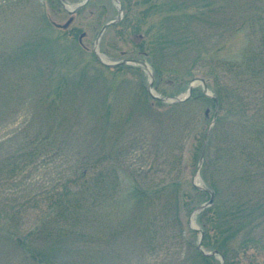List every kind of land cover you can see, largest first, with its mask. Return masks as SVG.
<instances>
[{"label": "trees", "instance_id": "trees-1", "mask_svg": "<svg viewBox=\"0 0 264 264\" xmlns=\"http://www.w3.org/2000/svg\"><path fill=\"white\" fill-rule=\"evenodd\" d=\"M159 1L161 4L147 0V7L156 11L161 6L167 8L165 26L169 28L157 38V49L161 60L170 51L171 62L162 66L159 59L158 64L154 62V54L148 53L156 67L157 89L171 94L161 88L165 72L172 74L167 82H176L179 91L201 75L215 91L218 106L203 90L194 91L184 103L167 105L154 99L149 86L139 77L121 81L105 77L103 64L98 69L102 76L93 84L88 76L94 69L83 66V70L65 77L54 87L48 71H54L55 65L57 69L55 53L62 49L60 31L66 33V29L57 27L47 12L41 15L42 35L37 28L30 30L26 33L27 43L11 55L0 52V75L9 66L5 72L11 68L15 78L9 80V90L4 95L8 97L0 101L8 104L19 90L35 86L43 92L37 106L42 105L38 109L45 113L42 119L35 116L25 129L17 131L27 148L10 157L9 164L0 163V182L24 171L45 153L62 154L73 146L69 141L73 127L82 126L80 111L75 108L76 96L93 85L101 88L99 108L93 113L95 124L88 130L98 146H93V151L80 160L66 186L47 198V219L36 226L30 237L22 238L14 230L19 224L16 215L0 218V234L26 252L33 264H87L98 257L89 256L91 252H102L105 256L100 257L104 259L114 253L116 258L115 244L118 242L119 246L123 239L134 240L120 249L127 257L131 253L143 255L145 251L159 253L174 238H179L176 243L187 246L189 251L182 264H221L216 257L205 255L186 230H180L183 215L191 214L211 199L207 191L193 184L189 189L186 186L190 170L187 156L192 154L191 165L196 169L208 133L201 175L215 193V200L200 215L205 231L203 246L209 251H221L226 264H264V0ZM56 3L59 5L57 0ZM125 3L129 5L128 0ZM142 15L146 18V11ZM197 22L205 30L229 28L230 41L234 36L243 37V43L236 53L230 51V58L222 59L217 49L210 53L200 47V30L194 26ZM77 48L73 44L71 50L61 51L65 55L62 62L74 64L70 63L71 73L80 65L78 52L72 60L70 57ZM148 54L144 52L145 56ZM125 66L106 68L117 72L114 76L119 78ZM129 70L141 74L142 69ZM124 96L125 103H121ZM122 104L131 106L128 118L147 116L156 120L159 130L152 141L150 168L140 174L133 171L131 184L126 186V163L118 157L119 151L112 153L117 150L113 144L121 138L119 119L126 117L125 111L119 112L118 106ZM190 141L193 148L185 155ZM108 149L112 151L110 155Z\"/></svg>", "mask_w": 264, "mask_h": 264}, {"label": "rangeland", "instance_id": "rangeland-1", "mask_svg": "<svg viewBox=\"0 0 264 264\" xmlns=\"http://www.w3.org/2000/svg\"><path fill=\"white\" fill-rule=\"evenodd\" d=\"M65 1L67 3L66 8L59 6L56 0H0V52L5 51L3 53L11 55L15 49H18V46L25 44V41L27 43L26 33L30 30L33 31L37 28L38 34L42 35L40 28L42 27L41 15L43 12H47L54 24L64 25L71 18L69 11L77 8L84 3L85 0ZM125 1L90 0L83 10L75 14V20L69 28H66V33L60 31V36L63 38L62 49L55 53L58 61L57 69L55 65L53 68L54 71H48L50 76L52 74L51 79L54 83V87L58 86L65 77H70L71 75H75L78 71L83 70V66L90 68V70L94 69V71H91V76L89 75L88 79L91 78L92 84L95 79L97 82L102 76L98 72V69L103 68L101 67L102 63L99 57H97L98 53L99 56L108 63L133 58L147 62L149 68H145L138 64L126 65L125 70L120 72L119 78L114 76L117 72L112 71L110 68L105 67L102 72L105 77L111 80H136L139 77L147 86L153 81L156 88V67L150 60V55L148 53L154 54V62L158 64L159 59L162 66H166L171 62V60H168L171 55L170 51L166 52L164 56L165 60H161L160 53L157 49L159 42L157 38L161 35H165V31L169 28L165 26L168 21L164 10H167V8L166 6H161L162 8L156 11L154 9L150 10V8L147 7L149 5L147 0H128V6ZM158 2L161 4L159 0ZM143 11H146V18L142 15ZM111 21H117V23L109 27L99 40V33L103 25ZM194 26L197 30L201 31V33L198 31V42L200 47L206 51H211L210 53L217 49L219 51V57L222 59L230 58V51L236 53L241 43H243V37L234 38V36L230 41L229 28L220 29L221 31L205 30L200 22L195 23ZM179 30L180 29H178V31ZM203 32H205V34ZM83 33L86 34V36L82 44L80 38ZM73 44L77 45L78 48L70 53L71 60L73 54H76L75 52H78L77 58L81 60L79 62L80 65L71 73L72 65H70V63H72V61L64 64L62 61L65 55H63L64 52L61 51H64L65 48L69 49ZM144 52L148 55L145 56ZM195 55L196 53L193 54V56ZM8 67L9 66H5L3 69L6 71ZM136 67L142 69L140 71L141 74H139L137 70H129ZM11 70L10 68L9 72L4 71L2 76L0 75V98L3 100L8 97L4 95H7L6 92L9 90L10 78L15 79L14 75H11ZM135 73H138L137 76L134 75ZM171 76L172 74L170 72H165V78L161 86L162 89H166L171 94H164L154 90L159 96H167L165 100L167 105L175 103V101H177L176 99H184L187 94V87L179 91L180 86H177L176 82H172L171 84L167 82V79ZM197 76L201 77V75ZM27 83H29V80ZM195 83L194 91H202V83L198 81ZM95 86L96 87L93 85V87H89V89L82 90L79 95L76 96L77 103L75 108L80 111V123L82 126L75 125V127H73L72 136L69 138L73 146H68V150L62 154H57L55 152L45 153L41 155L42 157H39L40 159L38 161L33 162L24 171L18 172L7 178L4 177L0 182V218L6 219L10 215H16V223L19 224L15 226L14 230L22 238L30 237V234L35 230L36 226L42 225L44 219H47L46 217L49 213L47 198L50 195H55L57 190L66 186V182L72 178L74 172L78 168L80 160L89 152L93 151V146H98V143L94 145V138L88 132L95 124V121H93V113L99 108L97 99L98 93L101 92V88L97 85ZM208 86H211L210 83H208ZM209 89L212 95H216L211 87ZM42 95L43 92L38 87L33 86L32 89L25 88V90H19L8 104H3V102L0 101V163L6 165L10 157L23 148H27L24 137L17 136L16 133L17 131L20 132L25 129L35 116L37 119H42L45 113L38 109V107L42 108V105H40L41 107L39 105L37 106L38 99ZM125 97L126 96L120 98L121 103H125V101H123ZM126 107V104H122V107H120V105L118 106L119 112H126V120L124 118L119 119L121 138L112 146H117V150L116 152H112L109 149L107 151L108 155H110L111 152L117 154L119 151L120 154L118 157H122L123 163H126L123 173L125 186L131 184L130 179L132 173H134L133 171L140 174L150 168V163L153 159L152 141H154L156 135L159 134V130H156V120L150 119L147 116L143 117L142 115L137 116V118H128V111L131 109V106ZM42 121L43 120H40L39 122ZM192 144V141H190L187 145L186 151L184 152L185 155L192 150ZM190 156H192V154L187 156V163L190 170L186 180V186L189 189V186L191 187V184H193L204 189L206 184L201 175V171L199 172L201 166L198 165L195 169V165H191ZM3 219L2 221H4ZM18 219L19 221H17ZM199 221V211H195L187 216L183 215L182 227L180 229L183 231L186 230L188 232V237L191 241H195L196 245L201 237V233L198 232L200 233L199 235H193L190 231L194 229H203ZM128 233L133 236L131 230H128ZM176 239L179 238H174L172 242H168L165 248L159 249V253L157 252L158 254L152 253V251H145L143 253L144 256H137L131 253L129 257L125 254L122 255L120 249H122L123 246L131 245V242L134 240L123 239L119 242L120 248L118 242L115 244L114 250L118 254L116 258L113 257L114 253H111L109 258L107 255V259H104L103 257L105 255H103L102 252H91L89 256L94 258V254H97L98 257L93 259V261L90 259L87 264H99L97 261H99L100 264H113V260H116L117 264H182L189 251L187 246H179L175 241ZM109 243L108 240V244ZM100 255L103 257L101 258ZM0 264H33V262L26 252L18 249L17 246L11 245V240L5 239L3 234H0Z\"/></svg>", "mask_w": 264, "mask_h": 264}, {"label": "water", "instance_id": "water-1", "mask_svg": "<svg viewBox=\"0 0 264 264\" xmlns=\"http://www.w3.org/2000/svg\"><path fill=\"white\" fill-rule=\"evenodd\" d=\"M62 4H63V1L62 0H59ZM73 20H74V18L72 17L65 25H63L64 27H68L72 22H73ZM114 22H111V23H107L104 27H103V29H102V31H101V33H100V35H99V38L102 36V34L104 33V31L110 26V25H112ZM84 36V35H83ZM134 62H138V61H134ZM124 63H127V61H124V62H121V63H119V64H124ZM140 63H142L143 65H146V63H144V62H140ZM203 81V80H202ZM203 83L205 84V89L207 90L208 88H207V85H206V83L203 81ZM153 87V83H151V88ZM192 91H193V86H191V88H190V94H192ZM163 100V99H162ZM217 100V99H216ZM206 148H207V142L205 143V146H204V149H203V154H202V159H204V157H205V154H206ZM210 193H211V195H212V197H211V200H210V202L207 204V206L208 205H212L213 204V202H214V193L211 191V190H208ZM203 239H204V232H203V236H202V239H201V242L203 241ZM215 254H220L218 251H216L215 252ZM221 255V254H220ZM223 260H224V258H223Z\"/></svg>", "mask_w": 264, "mask_h": 264}, {"label": "bare ground", "instance_id": "bare-ground-1", "mask_svg": "<svg viewBox=\"0 0 264 264\" xmlns=\"http://www.w3.org/2000/svg\"><path fill=\"white\" fill-rule=\"evenodd\" d=\"M101 60H103L104 62H106L103 58L101 59ZM143 67H145V68H149V65L148 64H146V65H143ZM196 85V83L194 84V86ZM194 229V228H193ZM195 230V229H194ZM194 230H192V231H194ZM195 232V231H194ZM198 235V234H197Z\"/></svg>", "mask_w": 264, "mask_h": 264}]
</instances>
